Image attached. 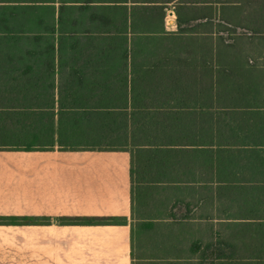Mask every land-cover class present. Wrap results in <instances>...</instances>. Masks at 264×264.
Segmentation results:
<instances>
[{
    "label": "crops",
    "instance_id": "0c3cea01",
    "mask_svg": "<svg viewBox=\"0 0 264 264\" xmlns=\"http://www.w3.org/2000/svg\"><path fill=\"white\" fill-rule=\"evenodd\" d=\"M180 2L13 0L0 7L25 9L10 21L14 31L28 32L31 38H47L53 32L56 42L76 43L63 53L77 56L133 53L124 51L132 42L139 45L134 53L144 54L150 44H164L165 38L177 34L178 20L190 22L202 15L205 29L189 31L194 38H213L216 31L211 26L219 23L224 36V20L240 25L235 33L227 26L232 36L264 38L262 1ZM263 48L254 52L264 54ZM55 69L52 140L38 136L30 143L31 151L0 148V218L30 219L25 225H0V264H132L131 224L150 219L155 233H147L143 224L137 227V257L156 255L163 264H222L228 262L230 245L237 248L238 261L252 260L251 247L261 248L264 240V208L230 209L228 194L218 189L222 185L206 183L216 182L211 164L198 161V148L180 135L186 132L190 137L193 116L175 111V99L149 96L145 68L86 62L61 66V74L57 65ZM59 85L61 99H74L81 107L63 113L61 119ZM30 118L37 124L34 120L41 122L47 115L36 112ZM153 152L168 153L171 159L154 165ZM132 158L140 182H148L150 174L157 182L151 196L157 207L140 210L135 219ZM148 167L154 171L148 174ZM68 218H124L127 223H62Z\"/></svg>",
    "mask_w": 264,
    "mask_h": 264
},
{
    "label": "trees",
    "instance_id": "16d2710c",
    "mask_svg": "<svg viewBox=\"0 0 264 264\" xmlns=\"http://www.w3.org/2000/svg\"><path fill=\"white\" fill-rule=\"evenodd\" d=\"M148 1L153 3L156 0ZM180 1L182 5H188L203 4L206 0ZM226 1L251 4L254 0ZM255 1H262L259 3L264 4V0ZM12 2L13 0H0V3ZM17 2L24 3L26 0ZM24 10L19 7H0V148L4 146V149L12 151H31L30 143H36L38 136L52 140L56 65L57 72L61 74V66L74 63H129L147 70L149 96L175 99V111L193 116L189 119L193 125L191 139L186 132H181L180 135L188 139L183 142H190L198 148L194 150L198 161L206 159L211 164L216 182L206 183L222 185L218 189L228 194L229 208H264V54L254 52L257 48L264 47V38L232 36L229 27L233 26L235 33L240 25H232L225 20L224 23L229 27L225 26L227 31L223 32L224 36L219 32V23L211 26L216 31L213 38H194L189 31L205 29V18L202 15L190 22L178 20L177 34L165 38L164 44H150L144 54L134 53L136 45L132 42L129 49L124 51L133 53L119 56H77L63 53L66 47L75 48L77 44H65L61 39L56 42L53 32L47 38H31L28 32L14 31L13 26L9 25L10 21L18 19V13ZM153 34L157 33L152 32ZM136 47L139 48V45ZM65 73L69 74L68 71ZM132 90L135 93V86ZM145 92L146 88L143 87V93ZM45 94L47 99L44 98ZM58 94L57 110L60 119L67 111L81 109L80 103L74 99H61L60 85ZM36 112L47 115V119H42L41 122L33 119L38 122L34 124L30 116ZM58 136L59 143L63 142L61 133ZM103 136L99 134V137ZM157 153L153 152L154 165L170 161L168 153L162 156H157ZM134 163L135 158H132V219L142 209L157 207V202L151 198L152 187L157 184L156 181H151L155 179L152 177L155 174L147 177L148 182H140L136 169L133 168ZM153 171V167L146 170L148 174ZM238 194L244 197L239 198ZM29 222L28 218H0V225H25ZM62 223L126 225L127 221L124 218H68L63 219ZM153 223L151 219L132 222V264H163L158 262L161 258L156 255L146 258L136 255L135 237L138 225L147 226V233L153 234L155 232L150 227ZM149 242L155 244L152 240ZM261 243V248L251 247L250 262L238 261L235 256L237 248L229 245L228 262L222 264H264L261 261L264 259V240Z\"/></svg>",
    "mask_w": 264,
    "mask_h": 264
},
{
    "label": "rangeland",
    "instance_id": "374dc122",
    "mask_svg": "<svg viewBox=\"0 0 264 264\" xmlns=\"http://www.w3.org/2000/svg\"><path fill=\"white\" fill-rule=\"evenodd\" d=\"M259 59H261V58H259ZM261 61H262V60H261ZM261 61H260V62H261Z\"/></svg>",
    "mask_w": 264,
    "mask_h": 264
}]
</instances>
